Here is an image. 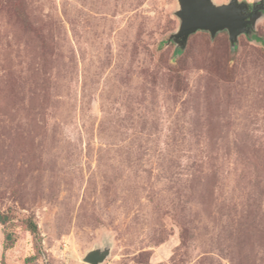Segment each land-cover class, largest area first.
<instances>
[{
  "label": "rangeland",
  "instance_id": "rangeland-1",
  "mask_svg": "<svg viewBox=\"0 0 264 264\" xmlns=\"http://www.w3.org/2000/svg\"><path fill=\"white\" fill-rule=\"evenodd\" d=\"M177 7L0 0V264H264V12L178 49Z\"/></svg>",
  "mask_w": 264,
  "mask_h": 264
},
{
  "label": "water",
  "instance_id": "water-1",
  "mask_svg": "<svg viewBox=\"0 0 264 264\" xmlns=\"http://www.w3.org/2000/svg\"><path fill=\"white\" fill-rule=\"evenodd\" d=\"M174 14L179 20L178 28L169 35L178 49L186 46L187 39L197 31L208 32L214 37L218 32L226 31L230 46L234 47L238 36L249 34L263 12H246L251 5L243 0H228L215 3L214 0H176ZM110 246L94 247L85 252L82 260L88 264H101L108 256Z\"/></svg>",
  "mask_w": 264,
  "mask_h": 264
},
{
  "label": "trees",
  "instance_id": "trees-1",
  "mask_svg": "<svg viewBox=\"0 0 264 264\" xmlns=\"http://www.w3.org/2000/svg\"><path fill=\"white\" fill-rule=\"evenodd\" d=\"M3 221H4V217H3L2 215H0V222H3ZM25 224H26L27 228L29 229V231H30L32 234L36 235V233H37V226H36V224L33 222V220L30 219V218H28V219L25 220ZM9 237H10V235L7 234L6 239H9Z\"/></svg>",
  "mask_w": 264,
  "mask_h": 264
},
{
  "label": "flooded vegetation",
  "instance_id": "flooded-vegetation-1",
  "mask_svg": "<svg viewBox=\"0 0 264 264\" xmlns=\"http://www.w3.org/2000/svg\"><path fill=\"white\" fill-rule=\"evenodd\" d=\"M246 12H264V1L251 4L246 10Z\"/></svg>",
  "mask_w": 264,
  "mask_h": 264
}]
</instances>
